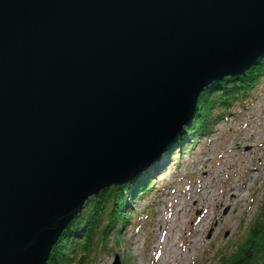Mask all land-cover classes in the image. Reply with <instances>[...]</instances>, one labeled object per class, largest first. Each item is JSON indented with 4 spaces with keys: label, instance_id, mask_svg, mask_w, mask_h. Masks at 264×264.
<instances>
[{
    "label": "water",
    "instance_id": "obj_1",
    "mask_svg": "<svg viewBox=\"0 0 264 264\" xmlns=\"http://www.w3.org/2000/svg\"><path fill=\"white\" fill-rule=\"evenodd\" d=\"M263 56L264 0H0V264H46Z\"/></svg>",
    "mask_w": 264,
    "mask_h": 264
},
{
    "label": "rangeland",
    "instance_id": "obj_2",
    "mask_svg": "<svg viewBox=\"0 0 264 264\" xmlns=\"http://www.w3.org/2000/svg\"><path fill=\"white\" fill-rule=\"evenodd\" d=\"M208 134L160 162L151 190L128 204L130 218L94 264L116 256L120 264H213L242 239L264 200V79Z\"/></svg>",
    "mask_w": 264,
    "mask_h": 264
},
{
    "label": "trees",
    "instance_id": "obj_3",
    "mask_svg": "<svg viewBox=\"0 0 264 264\" xmlns=\"http://www.w3.org/2000/svg\"><path fill=\"white\" fill-rule=\"evenodd\" d=\"M262 78L264 56L242 75L227 76L206 88L197 99L194 117L168 145L166 155L161 156L162 160L155 169L146 168L125 185L106 187L88 199L54 244L46 264H94L99 254L107 251L110 235L119 234V229L130 218L128 204H133L137 197L151 190L154 182L151 175L160 171V162L166 163L169 156L193 144L198 137H207L218 121L231 114L237 105L243 106L249 101ZM241 237L230 249L224 248L217 253L213 264H264V200Z\"/></svg>",
    "mask_w": 264,
    "mask_h": 264
},
{
    "label": "bare ground",
    "instance_id": "obj_4",
    "mask_svg": "<svg viewBox=\"0 0 264 264\" xmlns=\"http://www.w3.org/2000/svg\"><path fill=\"white\" fill-rule=\"evenodd\" d=\"M258 60H259V59H258ZM258 60H257V61H258ZM255 64H256V61H255L254 65H255ZM254 65H252V66H254ZM252 66H250V67H252ZM250 67H249L248 69H250ZM239 75H242V74H239ZM235 76H237V75H235ZM235 76H234V77H235ZM224 79H225V78H224ZM222 80H223V79H222ZM220 81H221V80H220ZM215 82H217V81H215ZM211 85H213V84H209V86H211ZM209 86H208V87H209ZM208 87H207V88H208ZM205 89H206V88H205ZM205 89H204V90H205ZM191 120H192V119H191ZM188 121H189V120H188ZM188 121L185 122V125H188V124H187ZM177 134H178V133H177ZM172 140H173V139H170L165 145H167V144H168L169 142H171ZM164 148H165V147H164ZM164 148H163V149H164ZM161 152H162V150L160 151L159 155L161 154ZM156 160H158V159H156ZM153 163H154V162H153ZM153 163H152V164H153ZM150 165H151V164H149L148 166H150ZM135 175H136V174H135ZM134 177H135V176H134ZM230 191H231V190H230ZM172 253H173V252H172ZM166 254H167V253H166ZM164 257H165V256H164ZM173 257H174V256H173Z\"/></svg>",
    "mask_w": 264,
    "mask_h": 264
}]
</instances>
